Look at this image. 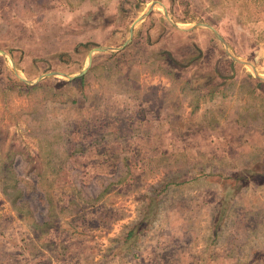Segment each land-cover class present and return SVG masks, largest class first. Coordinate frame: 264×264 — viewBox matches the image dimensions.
<instances>
[{"label": "rangeland", "instance_id": "374dc122", "mask_svg": "<svg viewBox=\"0 0 264 264\" xmlns=\"http://www.w3.org/2000/svg\"><path fill=\"white\" fill-rule=\"evenodd\" d=\"M153 1L264 77V0H0V264H264V80L208 27L155 4L81 77L13 71L78 73Z\"/></svg>", "mask_w": 264, "mask_h": 264}, {"label": "water", "instance_id": "95a60500", "mask_svg": "<svg viewBox=\"0 0 264 264\" xmlns=\"http://www.w3.org/2000/svg\"><path fill=\"white\" fill-rule=\"evenodd\" d=\"M155 4H159L163 8V14H164V16L172 23V25H174L178 29L187 31V30H190V29L195 28V27H198V26L208 27L214 33V35L216 36V38H218L220 40V42L224 45L225 50L228 52V54L230 55L231 58H233L237 62L244 63V64L250 66L251 69H252L253 75L255 77H257L258 79H260V80H264V77L261 76L258 73L257 69L255 68V66L252 63H250L248 61L241 60V59L237 58L236 56H234L231 52L228 51V47L226 45V42H225L224 38L219 34V32L213 26L208 25V24H203V23H196L195 25H193V27H190V28H182V27H180L176 22H174L170 18V15L168 14L166 7L161 2H159V1H153L151 3V5H149V7L132 22V24L129 27L128 37H127L126 41L123 43V45H121L120 47H116V48L110 47V46H99V47H95V48L91 49L89 51V53H88V63H87V65L85 67H83L78 73L69 75V74H65V73H60V72H54V71H52V72H48L46 74L40 75L35 81H30V80L22 77L17 72V70H16V68L14 66H12L13 71H14V73L17 75V77L19 79H21L22 81L27 82L29 84H35V83H37L44 76L62 75L64 77L68 78L69 80H73L75 78L81 77V76H83L88 71V69L90 67V64L92 62V55H93V52L94 51L117 50V49L123 48L128 43H130V41L132 39V36H133V33H134V26H135V24L138 23V22H140L141 20H143L151 12V10H152V8H153V6ZM0 53L2 55H6V53L4 51H2V50H0Z\"/></svg>", "mask_w": 264, "mask_h": 264}, {"label": "trees", "instance_id": "16d2710c", "mask_svg": "<svg viewBox=\"0 0 264 264\" xmlns=\"http://www.w3.org/2000/svg\"><path fill=\"white\" fill-rule=\"evenodd\" d=\"M161 17H163L162 15H161ZM192 32V31H191ZM151 44V43H150ZM110 54L111 55H113L114 53L113 52H110ZM164 54H166V55H168L169 56V58H170V55L168 54V52H165ZM171 59V58H170ZM248 76L251 78V79H256V84L257 85H259V84H262V80H259V79H257V78H253V76L251 75V74H248ZM189 83V82H188ZM215 93H216V91H215V88H211L210 89V91L207 93V95L209 96V99L210 98H213V96L215 95ZM199 94V93H198ZM198 96V95H197ZM200 97H198V99H199ZM198 101H197V103H194L193 104V108L195 109V108H197L198 107ZM134 236V235H137V228H133V229H130L128 232H127V234H126V236L127 237H131V236Z\"/></svg>", "mask_w": 264, "mask_h": 264}]
</instances>
